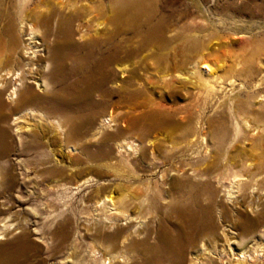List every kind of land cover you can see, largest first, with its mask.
I'll use <instances>...</instances> for the list:
<instances>
[{
    "label": "bare ground",
    "instance_id": "bare-ground-1",
    "mask_svg": "<svg viewBox=\"0 0 264 264\" xmlns=\"http://www.w3.org/2000/svg\"><path fill=\"white\" fill-rule=\"evenodd\" d=\"M30 1L20 0L21 7ZM74 6L69 3L68 8L52 11L40 22L41 29L34 22L21 20L22 36L17 34L9 14L0 11V40L7 38L12 45L7 60L0 57V156L14 149L6 126L12 116L19 138L33 133L24 152L38 149L47 152L48 142L40 141L43 136L36 129L46 122L56 129L60 153L69 158L86 154L96 163L67 169L55 159L56 166L46 170L52 177L60 178L64 182L61 185L71 186L72 197L87 187L95 188L86 198L96 200L88 207L95 219L87 221L84 231L77 228L76 232L78 238L87 242L88 258L69 262L128 264L131 253L136 252L139 257L136 264H187L189 254L191 264H264V200L261 192L257 194L258 175L254 177V172L264 167V124L255 122L264 120L263 61L249 60L248 67L238 77L231 75L227 82H222L215 77L216 71L209 60L203 57L194 60L189 56L191 68L187 75L186 51L181 46L185 40L181 12L160 14L155 0H108L113 26L109 28L105 21L97 22L91 17L88 5ZM171 19L176 23L174 35L168 37ZM120 21L126 23L125 28H121ZM231 22L234 25L231 28H239L235 31L245 32L246 36L251 33L242 26L243 20ZM101 26L105 32L100 31ZM131 31L143 33L137 45L127 43V32ZM24 35L29 39L22 40ZM150 42L159 50L170 49L161 57L165 70L162 83L168 88H178L189 78L192 84H199L218 97L213 117L201 120L199 116L193 121L194 118L185 116L181 121L186 119V122L178 125L173 110L167 108L149 116H121V108L134 104L146 92L149 74L141 73L135 64L130 66L127 62ZM199 47V42L193 40L187 50L196 53ZM262 52L264 45L254 55L258 58ZM220 92L222 97L218 96ZM97 125L115 131L93 145L83 143L86 132ZM175 127L181 131L180 146L171 150H174L171 156L179 155L190 163L183 184L170 188L178 195L173 207L161 197L162 200H155L158 195L149 201L146 193L134 215L129 209V193L117 197L113 195V186H90L108 181L100 162L115 148L128 163L133 156L143 161L149 156L147 143L153 144L148 142V136ZM133 132H138V137ZM159 152L164 150L160 148ZM214 179L219 186H215ZM164 191L155 190V193ZM83 202L89 204L85 199ZM63 215L57 216L61 221L53 232L61 237L60 246L71 235L70 221L62 218ZM2 226L0 239L15 227L14 224ZM19 232H22L20 239L28 238L27 231L19 228L15 233ZM29 247L24 241L25 254ZM4 253L0 250V264H9ZM216 255L219 259L214 263Z\"/></svg>",
    "mask_w": 264,
    "mask_h": 264
},
{
    "label": "rangeland",
    "instance_id": "rangeland-1",
    "mask_svg": "<svg viewBox=\"0 0 264 264\" xmlns=\"http://www.w3.org/2000/svg\"><path fill=\"white\" fill-rule=\"evenodd\" d=\"M155 2L160 14L174 15L180 12L183 14L181 25H183L185 40L184 45L181 46H184L186 51L187 65L185 68L187 70L185 69V71L187 75L191 68L189 64L191 56V59L194 60L195 58L201 60L202 57L209 60L208 62L216 71L215 77L218 76L222 82H227L231 75L238 77V74L248 67V61L251 59L262 60L261 66L264 65V52L259 54L258 58L257 55H254L256 49L264 45V0H155ZM69 3L79 8H86L84 5H88L92 12L91 17H94L97 22L98 20L105 21L107 27L113 28L110 22L111 13L108 8V0H31L25 7H21L20 0H0V11L9 14L17 34L22 36L20 34L21 20L26 19V21L34 22L41 29L40 22L44 18L52 11L60 10L61 7L68 8ZM233 18L243 20L242 26L247 27L251 33H247L246 36L245 32L234 30L239 28H231ZM175 23L174 19L170 20L168 37L174 35ZM256 24L257 26H255ZM120 26L123 29L126 23L120 21ZM100 28V31L105 32L103 26ZM240 29L243 28L240 27ZM138 35L134 31L127 32L128 42H126L137 45L143 39V33ZM21 38L26 41L29 36L24 35ZM193 40H197L200 44L199 50L196 53L193 52L194 54L187 50ZM153 44L155 43L150 42L138 56L127 62L130 63V66L135 64V68L141 73L145 75L148 73L150 78L146 83L140 81L146 84V92L142 97L136 99L134 104L132 103L133 105L121 108V116L125 114L136 117L149 116L154 111L167 108L169 111L173 110V118L178 125L186 122V119L181 121V118L185 116L194 118L193 121L199 116L201 120L213 117L218 97L215 98L206 92L199 84H192L189 78L185 84L183 83L178 88L173 86L168 88V85L162 83L161 77L165 70L161 64L163 59L161 57L164 53H169L170 49L159 50ZM156 45L159 44L156 43ZM11 47L7 38L1 39L0 57L7 60L12 53ZM253 56L255 57L253 58ZM229 89L230 87L227 90ZM38 91L42 90L38 88ZM218 94L219 97L223 96L221 92ZM116 99L118 100V98ZM5 100L8 102V96H5ZM262 101L264 102V98ZM256 120L255 122L258 124H264V120ZM13 122L11 116L6 126L10 129L14 149L6 156H0V227L2 228L4 224H14L15 227L7 233L4 239H0V250L3 249L6 252L4 256L8 255L9 264H71L70 260L83 261L88 258L89 248L85 240L76 236V232L77 228L84 231L87 228V221L93 222L95 219L94 213L92 210L89 211L88 207L90 208L96 200L86 199L94 192L95 188L87 187L72 197L71 186L61 185L64 182H61L58 177H52L46 170L56 166L55 159H59L64 166L69 167L67 169H80L87 167L90 163V165L96 163L86 154L69 158L64 153H60V141L56 135V129L46 122L41 125V129H36L43 136L40 141L48 142V146L45 147L47 152L43 153L45 151L40 149L24 152V147L30 142L33 133L29 132L23 136L24 138H19ZM114 131L115 129H105L100 125L90 127L82 142L93 145L98 139ZM180 132L177 127L153 132L147 140L156 145L147 143L150 150L149 156L143 161L139 156H133L128 163L125 158L122 159L118 149L115 148L106 159L100 162L101 170L108 181L94 183L90 186H113V195L117 197L129 193L127 198L130 203L129 209L134 215H136L138 207L141 206L142 199H145L146 193H148L146 198L149 201L152 196L154 198L158 195L155 200L161 197L173 207L178 200V195L174 194L170 188L183 184V181L188 177L187 170L190 163L189 160L179 155L171 156L174 153V150H171L180 146ZM136 133L134 136L138 137ZM160 148L164 152H159ZM158 149L159 151H156ZM254 177L260 180V190L257 194L259 195L261 192L264 200V167L258 168L254 172ZM213 181L215 186H219L215 179ZM161 189L166 191L155 193V190ZM84 199L89 204H85ZM162 203L160 204L162 205ZM61 213L64 214L62 218H67L70 221L71 231L70 237L62 246L59 245L61 237L53 234L61 221L60 218H57ZM171 221L174 223L175 217H172ZM19 228L28 232V238L20 239L22 232L15 233ZM24 241L30 245L26 254L23 248ZM222 243L223 241L220 242V247ZM191 257V254L187 256V264H191ZM130 258L128 264H136L139 259L136 252L131 253ZM217 258L219 259L216 255L214 263L218 262Z\"/></svg>",
    "mask_w": 264,
    "mask_h": 264
}]
</instances>
